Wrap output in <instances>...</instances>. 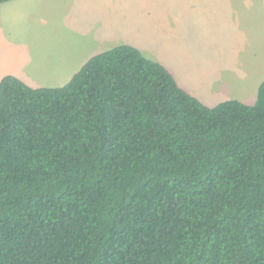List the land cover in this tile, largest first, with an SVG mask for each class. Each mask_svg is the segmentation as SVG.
<instances>
[{"label": "trees", "instance_id": "1", "mask_svg": "<svg viewBox=\"0 0 264 264\" xmlns=\"http://www.w3.org/2000/svg\"><path fill=\"white\" fill-rule=\"evenodd\" d=\"M0 264H264V81L210 106L130 44L4 76Z\"/></svg>", "mask_w": 264, "mask_h": 264}, {"label": "rangeland", "instance_id": "2", "mask_svg": "<svg viewBox=\"0 0 264 264\" xmlns=\"http://www.w3.org/2000/svg\"><path fill=\"white\" fill-rule=\"evenodd\" d=\"M253 1L263 3L264 13V0ZM60 3L63 7L59 6ZM67 3L72 7L64 11ZM67 3L66 0L29 2L28 9L32 11V19H27L21 24L24 26L20 30L21 34L14 32L12 40H8L9 48L4 54L6 59H2L3 54H0V75L12 74L22 69L17 61L20 59L21 63L26 61L27 72L31 75L43 68L49 62L50 56L54 57L55 50L62 57H56L61 63L69 59L70 55L73 57L74 52L82 51L86 44H88L86 54L91 55L94 51L92 55H95L100 51L97 42L103 34V39L109 34V37H114L112 39L108 37L109 47L133 40L130 44H138L143 52L148 53V56L144 54L146 57L149 58L151 55L150 59L170 67L178 81L182 82V85L184 83L185 89L193 94L197 91L209 99L216 100L211 102L201 98L205 103L212 105L232 98L236 89L227 90L226 82L219 74L215 75V78L202 74L212 73V70L216 71L214 67L222 66L224 63L231 64L230 55L238 54L233 49L234 53L231 52L229 46L232 48L233 45L237 51L245 49L248 52L263 46V39L261 41L257 39L259 34L257 28L249 30L252 41H247L248 44L243 46L244 39L239 38V35L233 40L230 39L227 32L229 30L218 25L214 31L224 33H213L214 38L217 36L220 39L219 44H215L211 36L213 26L205 24L191 11L187 13L183 8L185 0H71ZM50 6L63 10L53 15L49 12ZM258 12L259 9L255 13ZM102 17L104 22L100 24L101 20L98 19ZM108 17L111 22L106 21ZM204 18L208 19L205 14ZM259 22L262 21L257 19L249 23L257 26ZM223 23L221 19L220 25ZM13 31L18 30L15 28ZM7 36L5 33L0 38ZM210 65L212 67H208ZM200 69L202 73L199 75ZM216 86L224 91L215 94ZM254 101L247 100L245 103L253 104Z\"/></svg>", "mask_w": 264, "mask_h": 264}, {"label": "crops", "instance_id": "3", "mask_svg": "<svg viewBox=\"0 0 264 264\" xmlns=\"http://www.w3.org/2000/svg\"><path fill=\"white\" fill-rule=\"evenodd\" d=\"M30 1H33V3H35L37 0H11L8 2L0 3V34H1L0 36H3L5 33L8 34L6 38L4 37L0 38V54H3L2 59H6V56L4 54L7 52L9 48L8 40H12V34L14 32H16L17 34H21L20 30L24 28V26L23 25L21 26V24L23 22H26L27 19L28 20L32 19V16H31L32 11L28 9V4ZM67 1H71V0H66V3ZM262 5L263 3H261V1L256 2L253 0H206V1L204 0L203 1L202 0H192V1L185 0V4L183 5V8L185 9L187 13L192 12L193 14H196L198 18L203 20L205 24H207L208 26L210 25L213 26V30L211 31L212 38H214L213 33L215 34L224 33V32L214 31L216 26L218 25L220 27H224L229 30L227 32H229L230 39L233 40V38L237 37V35H239V38L244 39L243 46L248 44L247 41H252L251 38L249 37L250 29L255 30L257 28L259 32V34L257 35L258 37L257 39L259 41L263 39V46H260L259 48L257 47V49L251 52H248L245 49L237 51L233 48V45H232V48H230L229 46V49L231 50V52L234 53L235 51L238 54L236 55L234 53L233 56L230 55L231 64L226 65V63H224L222 66L214 67V69L216 68V71L212 70V73L204 72L202 74V76H208V77H214V78H215V75L217 74L221 75L223 81L226 82L227 90L236 89V92L230 99H237V100L244 101V102H246L247 100L254 99L255 100L254 103H255L258 97V90H259L260 84L264 81V59L261 60V57L264 56V17H263L264 13H263ZM59 6L63 7L61 3L59 4ZM68 6L70 7L68 8ZM65 7L67 8H65L64 11H67L72 6L67 3L65 4ZM49 9H50L49 11L50 14H53V15H55L56 13L62 12L63 10V9H58L57 7L55 8L51 7ZM257 9H259L260 12L255 13ZM204 14L208 17V19L204 18ZM221 19L224 22L223 25H220ZM257 19L261 20L262 22H259L257 26H254V25L252 26L251 23ZM98 20H101L100 24H103L104 22L103 17L99 18ZM106 21L111 22V19L108 17L106 18ZM15 28L18 31H13ZM103 36H101V39L97 42V44H99L98 48H100L99 49L100 51L98 53L110 50L115 47V46L112 48L109 47L110 46L108 43L109 34L107 38L103 39ZM112 38L114 37H111V36L109 37V39H112ZM218 38L219 37L216 36L213 39L215 44H219L218 42L220 41V39ZM130 41H133V40H129L127 41V43H123V44H130ZM133 44H130V45H133ZM135 45L137 46L138 49L142 51L143 54L145 55L148 54L146 51L143 52L142 48H139L138 44H134L133 46ZM86 48H88V44L82 47V51L74 52L73 57L70 55V58L66 59L63 63L57 60L56 57H60V56L57 54L56 50L54 51V48H53L52 51L55 52L54 57L49 55L50 56L49 62H47V64L43 66V68H41L38 71H35L31 75H29L27 72L28 66H26L27 64L26 61L24 63H21L20 62L21 59L20 61L17 60L19 62L18 64L22 66V69H18L12 74L18 76L23 81H25L27 84L33 87L63 86L72 79V77L83 67V65L91 57L94 56L92 55L94 51L91 53V55L89 53L86 54V50H87ZM58 53L62 55L61 52L58 51ZM149 56L151 57V55ZM204 67H207V66H204ZM208 67H212V66L210 65ZM25 69L26 71L24 72ZM169 70L172 72L171 68ZM197 72L198 70H196L195 73ZM201 73L202 71L200 69L199 75ZM9 74L10 73L5 74V75H0V81L2 80L4 76L9 75ZM178 82L183 88H185L184 83L182 85V82L180 81ZM256 90H257V93H256L257 95L255 94ZM223 91L224 90L222 88H219L217 86L214 88L215 94L216 92H223ZM194 92L195 94L191 92L190 93L198 97L200 100L201 98H205L207 100H211V102L216 101V100L209 99L203 96L202 94H199L197 91H194ZM226 100H229V99H226ZM218 103L212 104L210 106H214ZM249 104H252V103H249Z\"/></svg>", "mask_w": 264, "mask_h": 264}]
</instances>
